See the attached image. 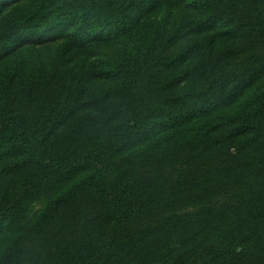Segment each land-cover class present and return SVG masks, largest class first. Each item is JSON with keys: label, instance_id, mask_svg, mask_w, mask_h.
Here are the masks:
<instances>
[{"label": "trees", "instance_id": "1", "mask_svg": "<svg viewBox=\"0 0 264 264\" xmlns=\"http://www.w3.org/2000/svg\"><path fill=\"white\" fill-rule=\"evenodd\" d=\"M0 264H264V0H0Z\"/></svg>", "mask_w": 264, "mask_h": 264}, {"label": "rangeland", "instance_id": "2", "mask_svg": "<svg viewBox=\"0 0 264 264\" xmlns=\"http://www.w3.org/2000/svg\"><path fill=\"white\" fill-rule=\"evenodd\" d=\"M54 193H49L46 196L41 197L40 199L36 200L32 205L30 206V209L26 215V220L31 219L35 213L44 205V203L51 197L55 195Z\"/></svg>", "mask_w": 264, "mask_h": 264}]
</instances>
